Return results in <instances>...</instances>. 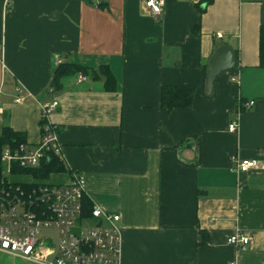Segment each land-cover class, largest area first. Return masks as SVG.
<instances>
[{
    "label": "crops",
    "instance_id": "crops-1",
    "mask_svg": "<svg viewBox=\"0 0 264 264\" xmlns=\"http://www.w3.org/2000/svg\"><path fill=\"white\" fill-rule=\"evenodd\" d=\"M144 2L0 0L2 120L36 144L43 106L59 101L66 171L51 176L83 174L93 205L120 215L121 264H264V0H166L158 15ZM221 44L238 62L208 93ZM59 60L89 73L50 93ZM165 85L194 87L192 106L164 108ZM238 159L258 165L239 172ZM239 231L250 247L228 243ZM0 264L40 263L0 250Z\"/></svg>",
    "mask_w": 264,
    "mask_h": 264
},
{
    "label": "built area",
    "instance_id": "built-area-1",
    "mask_svg": "<svg viewBox=\"0 0 264 264\" xmlns=\"http://www.w3.org/2000/svg\"><path fill=\"white\" fill-rule=\"evenodd\" d=\"M144 3L152 14L158 15L166 0H145ZM78 79L82 82L86 78L80 74ZM53 91L50 87L49 92ZM252 105L254 101H249L245 108ZM58 106L57 99L43 106L42 137L38 143L25 141L2 150L5 169L0 185V250L40 264H121L120 215L96 205L90 215L84 214L83 174L72 172L69 180L58 183L48 180L17 183L8 179L15 164L35 168L53 156L63 161L59 130L49 118ZM3 114L0 106V121ZM237 127V121L229 125L232 131ZM234 163L239 172L258 165L255 159H238ZM228 243L248 248L252 239L239 231L228 238ZM229 264L237 262L232 260Z\"/></svg>",
    "mask_w": 264,
    "mask_h": 264
},
{
    "label": "trees",
    "instance_id": "trees-1",
    "mask_svg": "<svg viewBox=\"0 0 264 264\" xmlns=\"http://www.w3.org/2000/svg\"><path fill=\"white\" fill-rule=\"evenodd\" d=\"M260 65L264 67V25L260 29ZM79 73L88 75V67L75 62H63L60 63L53 75L51 87L61 89L65 79L75 77ZM98 76L106 78L107 89L113 91L116 89V79L110 68L106 65H102L98 70ZM98 76H93L97 78ZM196 89L190 86H177V85H165L162 87L161 103L162 106L168 110L175 108H187L191 107L194 101ZM27 141L26 134L21 131L14 130L10 125L4 124L2 132L0 133V185L2 184L3 171L5 166L1 161V153L5 146L16 147L20 143ZM66 171V166L62 160L58 157H51L41 162L39 167L35 168H23L18 164H15L12 168V174L14 175H31L33 181L49 180L51 174L63 173ZM84 214L90 215L93 203L91 200L84 196Z\"/></svg>",
    "mask_w": 264,
    "mask_h": 264
},
{
    "label": "water",
    "instance_id": "water-1",
    "mask_svg": "<svg viewBox=\"0 0 264 264\" xmlns=\"http://www.w3.org/2000/svg\"><path fill=\"white\" fill-rule=\"evenodd\" d=\"M238 57L233 47L228 44L218 46L207 63L206 91L211 93L217 75L226 69L236 66Z\"/></svg>",
    "mask_w": 264,
    "mask_h": 264
},
{
    "label": "rangeland",
    "instance_id": "rangeland-1",
    "mask_svg": "<svg viewBox=\"0 0 264 264\" xmlns=\"http://www.w3.org/2000/svg\"><path fill=\"white\" fill-rule=\"evenodd\" d=\"M5 121L4 120H1L0 121V133L2 132V127L4 125ZM21 176V175H20ZM20 176H15V175H11V176H8V179L10 181H21V179H25V180H29L31 181L33 178L32 177H29V175H24L25 177H20ZM59 181H61V179H58V177H52L50 178V182H54V183H58Z\"/></svg>",
    "mask_w": 264,
    "mask_h": 264
}]
</instances>
